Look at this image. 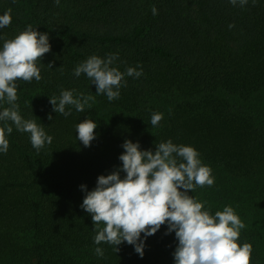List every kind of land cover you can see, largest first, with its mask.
Segmentation results:
<instances>
[{
  "label": "trees",
  "instance_id": "trees-1",
  "mask_svg": "<svg viewBox=\"0 0 264 264\" xmlns=\"http://www.w3.org/2000/svg\"><path fill=\"white\" fill-rule=\"evenodd\" d=\"M9 9L0 49L29 25L49 36L51 50L37 61L42 78L18 80L16 103L53 139L37 152L29 133L0 121L13 128L0 152V264H175L178 241L166 224L147 237L143 258L127 242L118 253L94 242L81 185L91 191L122 167L126 140L141 150L168 140L194 147L214 185L189 195L212 216L231 206L246 225L237 242L251 245V264H264V0H0V15ZM110 54L127 81L113 101L74 75L90 56ZM129 67L142 75L127 76ZM63 90L95 101L83 112L66 106L65 117L50 103ZM153 113L163 114L159 126ZM85 119L97 124L90 147L77 139Z\"/></svg>",
  "mask_w": 264,
  "mask_h": 264
},
{
  "label": "clouds",
  "instance_id": "clouds-1",
  "mask_svg": "<svg viewBox=\"0 0 264 264\" xmlns=\"http://www.w3.org/2000/svg\"><path fill=\"white\" fill-rule=\"evenodd\" d=\"M55 2L58 5L60 0ZM230 3L243 7L248 0H230ZM152 12L156 15L157 9L153 7ZM10 13L9 9L0 15V29L11 25ZM50 50L48 34L33 30L31 25L14 39L5 40L0 49V101L6 100L10 105L0 111V121H11L17 130L29 133L31 145L37 152L46 143L51 144L53 138L35 120H26L19 114L16 82L41 80L37 61ZM116 59L112 54L107 59L92 55L74 69V75L86 74L96 85L97 95L116 100L120 96L119 89L127 84L125 73L111 67ZM48 66L52 68V64ZM126 75L139 78L142 71L129 67ZM89 101L94 102L95 97L84 94L74 97L69 90H63L59 98L50 97L53 111L65 117L71 114L66 106L83 112L86 105L91 108ZM48 119H53L51 114ZM162 119L163 114L153 113L151 126H159ZM96 128L93 120L79 122L77 139L90 147L96 139ZM12 131L7 124L0 127V152L7 153L6 132L11 134ZM122 147L124 152L119 156L122 167L111 174L100 175L91 191L81 185L86 192L81 208L92 218L97 233L95 244L112 245L118 253V246L127 242L143 258L147 237L166 224V235L174 232L178 241L173 253L175 264H251V245L241 246L237 242L240 230L246 225L234 209L226 206L212 216L204 210V203L189 195L197 187L214 185L211 168L202 163L194 147L177 145L171 140L156 143L155 151L141 150L140 144L131 140H126ZM121 173L125 175L122 177ZM142 234L144 239H141ZM95 253L98 257L104 256L100 247Z\"/></svg>",
  "mask_w": 264,
  "mask_h": 264
}]
</instances>
